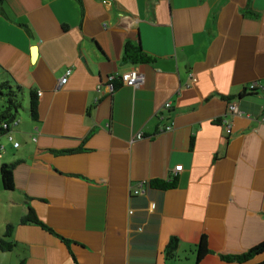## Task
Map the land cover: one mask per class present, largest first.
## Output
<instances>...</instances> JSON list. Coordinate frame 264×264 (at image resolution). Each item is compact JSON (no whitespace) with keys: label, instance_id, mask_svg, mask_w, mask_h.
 Returning a JSON list of instances; mask_svg holds the SVG:
<instances>
[{"label":"crops","instance_id":"obj_1","mask_svg":"<svg viewBox=\"0 0 264 264\" xmlns=\"http://www.w3.org/2000/svg\"><path fill=\"white\" fill-rule=\"evenodd\" d=\"M126 42L152 60L125 59ZM0 66L39 102L38 119L0 130V166L15 163L13 190L0 174V236L11 222L16 241L0 264L264 260L220 256L264 241V0H3ZM132 68L141 86L97 90ZM27 196L70 244L22 222ZM202 234L211 252L197 262Z\"/></svg>","mask_w":264,"mask_h":264},{"label":"trees","instance_id":"obj_2","mask_svg":"<svg viewBox=\"0 0 264 264\" xmlns=\"http://www.w3.org/2000/svg\"><path fill=\"white\" fill-rule=\"evenodd\" d=\"M3 0H0V3ZM125 59L133 62H148L152 60V57L142 48L141 45L126 42L124 50ZM0 69L2 67L0 66ZM115 80H118L116 78ZM114 83H116L114 81ZM255 89V88H252ZM24 97L23 86L17 82L12 81L9 76L5 75V72L0 71V99L3 101L2 108L0 109V130L1 132L9 133L11 128L17 123L18 114L20 109L23 107L22 100ZM30 116L33 119L39 117V102L38 94L33 89L30 91ZM7 124V127L4 124ZM15 163L4 162L0 166L1 183L5 190L10 191L15 188V177H14ZM177 176L171 177L168 180L154 179L151 181V185L157 188L168 189L177 186ZM29 197H26L28 203V211L23 216V223H32L44 227L47 230L59 235L53 228L47 225L43 220L39 218L35 209L28 201ZM15 225L11 222L7 223L6 230L3 235L0 236V251L9 252L14 250L16 247V241L13 239ZM66 243L70 244L71 240L59 235ZM179 238L172 236L165 247V256L167 260L180 259L178 255ZM211 252L209 242L206 234H202L200 241L196 244V261L200 262L207 254ZM264 252V241L253 246L245 252L236 254H221V258L226 261L246 262L252 259L255 255ZM255 264H264V260Z\"/></svg>","mask_w":264,"mask_h":264},{"label":"built area","instance_id":"obj_3","mask_svg":"<svg viewBox=\"0 0 264 264\" xmlns=\"http://www.w3.org/2000/svg\"><path fill=\"white\" fill-rule=\"evenodd\" d=\"M72 73V69H68L65 73V75L63 77L60 78L59 80V84L57 86V88L63 86L64 84H66L68 82L69 76ZM192 76H194V74H191ZM118 78L119 82L121 84L130 86V87H139L141 86L144 82H145V76L143 75V73L138 70L137 68H132L124 73H122L120 76H110L107 78V82H102L101 84L97 85V90L98 91H102V90H107L110 93H113L115 90V79ZM195 79V77H194ZM251 88H256L255 84L251 85ZM166 107H170L171 103L170 102H166ZM230 110L232 112L238 111V106L235 102L230 104ZM5 127H7V124H4ZM172 126L167 125L165 128H162L161 130H171ZM228 133L232 132L231 129V125L229 124V128H228ZM144 137V133L143 132H139L137 134V138H142ZM9 138L12 139V135H9ZM16 146L19 145L18 142L15 143ZM4 148V146L0 147V150L2 151V149ZM2 156V154L0 153V157ZM183 167L182 164H178L176 165V171H178L179 169H181ZM139 189H137L135 192L139 193Z\"/></svg>","mask_w":264,"mask_h":264},{"label":"rangeland","instance_id":"obj_4","mask_svg":"<svg viewBox=\"0 0 264 264\" xmlns=\"http://www.w3.org/2000/svg\"><path fill=\"white\" fill-rule=\"evenodd\" d=\"M23 107L20 109V112L18 114V118H20L22 115H30V108H29V102L28 100H22ZM3 101L0 99V109L2 108ZM264 255V254H263Z\"/></svg>","mask_w":264,"mask_h":264},{"label":"water","instance_id":"obj_5","mask_svg":"<svg viewBox=\"0 0 264 264\" xmlns=\"http://www.w3.org/2000/svg\"><path fill=\"white\" fill-rule=\"evenodd\" d=\"M36 47H37L36 45L33 46L34 51L36 50Z\"/></svg>","mask_w":264,"mask_h":264}]
</instances>
